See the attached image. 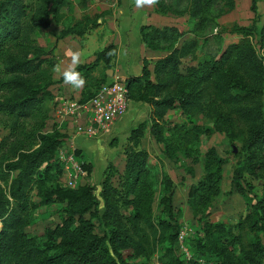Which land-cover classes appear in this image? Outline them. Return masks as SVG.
<instances>
[{"label":"rangeland","instance_id":"1","mask_svg":"<svg viewBox=\"0 0 264 264\" xmlns=\"http://www.w3.org/2000/svg\"><path fill=\"white\" fill-rule=\"evenodd\" d=\"M21 1L25 6L23 23H29L33 17L41 15L40 0ZM125 1L66 0L59 10L57 23L53 22L46 29H35L26 38L21 37L17 41L6 40L4 46L0 47V203H4L5 199L11 203L8 189L11 179L16 174V171L2 172L6 160L14 158L18 151L35 148L39 143L37 137L39 133L52 131L60 133L66 124L62 122L60 125L58 122L59 115L56 113L58 102L69 98L68 95L78 98L74 95L78 89L74 90L72 86L62 84L59 80L61 76L51 71L58 62L57 57L61 55L65 42L66 46L75 49L78 43L80 44L82 62L87 61L91 56L89 54L91 50L94 51L92 53L94 58L96 51L108 44H113L112 59L114 60L118 58L116 44L120 38L122 43H125L123 39L127 36L130 39V45H135L140 23H152L159 16L156 12H152L150 16L152 18L149 21L146 17L149 15L148 6L142 8L145 11L136 12L133 9L135 6L133 0ZM164 1L186 12L179 16L168 13L167 19L162 16L158 21L160 24L161 22L165 24L154 25L159 27L171 25L183 31L177 45L191 38L199 41L198 47L181 59L179 71L183 73V77L179 87L190 88L194 77L198 76L192 68L198 63L219 59L228 44L244 41L254 50L263 68L262 92H259L260 89L253 92L249 104L259 106L264 114V1L255 0L252 3V0H233L234 7L227 10L221 0H213L209 6L210 16H206L200 24L197 17L190 25L187 20L190 0ZM252 4L255 6L254 9L251 8ZM220 9L225 11L217 15ZM83 15H99L97 26L88 29L79 37L72 36L65 39L59 37L61 29L69 27ZM234 24L254 25L255 29L250 35H239L230 32ZM195 25H198V28L191 31ZM33 45L42 47L47 54L41 67L30 74L11 72L9 68L11 63L33 56ZM86 45L89 47L86 48ZM123 45L127 46V44ZM162 52L166 51L162 50ZM162 52L160 55L163 54ZM135 54L132 50L130 61L125 62L123 66L129 68L128 73L140 74L141 64ZM147 64L148 66L151 64L149 60ZM100 70H104L102 62L97 67V72ZM19 79L29 83L30 87L43 89L38 107L26 116L16 115L14 110L7 106L21 96L22 82L16 81ZM46 93L52 94V97ZM133 102L129 100L126 114L122 115L125 121L117 123L113 133L107 140L102 141L100 150L94 149L97 138L82 137L74 142L73 153L76 159L90 166L88 173L80 179V184L96 185L100 188L103 172L107 162H110L116 169V173L109 179L110 183L120 187L119 175L123 172L125 159L123 151L129 144L127 137L133 128L142 123L143 136L139 147L148 152L145 172L134 192L129 195V198L133 199L131 204L120 205V213L124 216L133 215L134 208L137 206L142 209L144 216L154 223H157L159 219L169 220L160 201L164 192L161 177L167 175L172 180L174 219L179 224V233L172 254L181 264H194V261L199 264H222L221 258L216 253L221 247L226 246L233 251L232 255L236 264H241V256L247 251L254 252L252 245L256 241L260 242L264 248V232L256 228L257 226H253L252 222L255 216V203L264 197V171L260 170L259 174L252 175L246 169L249 160L264 159V146L246 147L248 125L240 120L228 105L222 103L208 86L204 89L199 104L191 108L189 112H183L177 107L167 111L162 120L164 141L159 142L149 133L151 123L149 105L144 102L137 104ZM196 127H200V130ZM80 141L84 142V149L89 148L90 157L86 153H81L82 151L76 147ZM63 142L68 145L70 139ZM62 147L63 143L58 146L57 157ZM72 149L73 146L70 147V150ZM210 150L224 159L219 191L201 209L199 206L193 208L188 204V189L204 175V163ZM93 151L94 154H92ZM98 151L101 162L97 157L92 159ZM101 168L103 169L100 170ZM238 172L244 187L243 194L238 192L235 186V177ZM101 173L102 176H99ZM42 177L39 173L37 180L31 184L29 192L31 206L24 215V231L36 241L46 238L47 231L61 223L66 207L65 202L40 203L37 184ZM42 180L47 187L54 182L62 187H69L62 176L60 178V176L49 174ZM84 216L95 223V232L100 233L97 219L92 217L90 212L85 213ZM206 221L220 226L208 227ZM140 226L147 235V242L142 243L145 247L143 251L137 254L134 247H128L120 250L121 254L131 264H167L169 244L167 242L152 244L149 228L142 221ZM233 235L239 238L238 243L232 240ZM134 238L137 239L138 236L135 235Z\"/></svg>","mask_w":264,"mask_h":264},{"label":"trees","instance_id":"2","mask_svg":"<svg viewBox=\"0 0 264 264\" xmlns=\"http://www.w3.org/2000/svg\"><path fill=\"white\" fill-rule=\"evenodd\" d=\"M213 0H190L187 11L188 24L197 17L202 23L206 16H210L209 6ZM227 10L234 7L233 0H221ZM255 0H252V3ZM264 1V0H263ZM66 0H40L39 17H33L29 23L22 22L25 6L21 0H0V47L6 40L17 41L21 37H28L35 29H46L53 22L59 20V10ZM254 9V4L251 5ZM155 12L166 15H182L186 11L178 10L167 4L164 0L154 6ZM225 10L220 9L217 15ZM204 13V15H202ZM99 15H83L69 27L60 31L59 37L65 35L81 36L88 29L98 24ZM198 25L191 30L194 31ZM255 26H241L234 24L230 32L239 35H250ZM140 40L152 50H165L167 53L152 63L150 68L147 59H142V68L139 75H129L126 78L128 98L134 102H144L149 105L150 126L149 133L156 141L163 142L162 120L167 111L180 108L189 112L197 106L202 98L205 88L210 87L217 98L231 108L240 120L248 125L246 147L264 146V114L261 108L250 105L249 100L253 92L260 89L262 92L263 68L254 50L246 43H230L223 50L219 59H212L198 63L192 69L198 74L195 76L189 89L179 87L183 73L179 71L181 59L198 47L199 41L191 38L177 45L183 35L177 27L153 24L139 26ZM33 56L14 61L9 65L11 72L30 74L38 70L46 60V52L38 45L32 46ZM113 44L104 46L95 53V59L89 63H80L77 71L86 79L81 89L80 101L91 98L96 90L106 80V69L111 65ZM100 62L104 70L97 72ZM61 81L62 77L59 79ZM22 82L20 79L16 80ZM204 84V85H203ZM21 96L8 104L16 115H30L38 107L40 94L43 89L30 87L29 83L20 85ZM49 97L52 94L46 93ZM195 128V127H194ZM200 130V127H196ZM143 136L142 123L130 131L127 137L129 144L124 148V167L120 176V187L110 183V177L116 169L107 162L103 172L100 188L96 185L78 184L74 187H62L54 182L50 186L44 184L42 178L49 174L62 176L63 165L56 155L58 146L63 143L65 133L42 132L37 135L39 143L35 148L24 149L15 153L14 158L6 160L5 173L16 171L11 179L8 196L11 203L5 199L0 203V264H131L121 254L120 250L134 247L137 254L145 248L142 243L147 242L146 233L140 226V221L149 228L152 244L167 242V264H181L173 257L174 246L179 233V224L174 219L172 204V180L162 175L161 182L164 187L160 199L169 220L159 219L152 222L144 216L142 209L134 208L133 215L124 216L120 213V205H129V195L135 190L145 172L148 152L140 148ZM81 151V149L78 148ZM224 159L215 151L210 150L204 163V175L188 189V204L193 208L208 204L210 199L219 191L222 178V165ZM83 170L88 173L89 165ZM246 169L250 174H259L264 171V159L249 160ZM43 177L38 181V196L40 203L65 202V212L61 223L47 231V237L36 241L24 231L25 212L31 206L29 192L31 184L37 180L38 174ZM239 172L235 177V186L240 193H244ZM12 204V205H11ZM102 205V207H100ZM199 209V210H200ZM255 216L253 226L264 232V197L258 199L254 207ZM90 212L100 226L101 232H95V223L84 216ZM208 227L220 226L206 221ZM212 234V233H211ZM135 235L138 236L135 239ZM150 238V236H149ZM239 238L233 235V241L238 243ZM252 250L244 252L241 264H264V248L256 241ZM233 251L228 246L221 247L216 255L221 258L222 264H236ZM194 264H199L194 261Z\"/></svg>","mask_w":264,"mask_h":264},{"label":"built area","instance_id":"3","mask_svg":"<svg viewBox=\"0 0 264 264\" xmlns=\"http://www.w3.org/2000/svg\"><path fill=\"white\" fill-rule=\"evenodd\" d=\"M128 103L126 80L119 75H114L111 81L101 85L86 101L69 97L58 102L56 106L58 122L60 125L62 122L66 124L61 130L65 133L63 140L70 139L69 144L63 142L62 149L58 151V159L64 169L62 177L67 186L74 187L80 184V179L86 175L81 162L73 153L76 137L93 139L108 132L113 122L126 113ZM72 146L73 149L70 150Z\"/></svg>","mask_w":264,"mask_h":264},{"label":"crops","instance_id":"4","mask_svg":"<svg viewBox=\"0 0 264 264\" xmlns=\"http://www.w3.org/2000/svg\"><path fill=\"white\" fill-rule=\"evenodd\" d=\"M125 1V0H124ZM130 1V0H129ZM134 1V0H133ZM125 2H127L128 3V1H125ZM126 3V4H127ZM125 4V3H124ZM136 12H140V11H145L144 9H142V8H137L136 6H134V8H133ZM149 15H147L148 13L146 12V17H147V19L149 20V21H151V18L152 17H150L151 16V13L152 12H155V10H154V6H152V7H149ZM157 13V12H156ZM159 16L157 17V18H155L154 20H153V22L152 23H140V25H142V24H157V25H162V24H165L164 22H161V24H160V22H158L159 20H161V18H162V16L164 17V19H167V17H166V15H163V14H159V13H157ZM140 17H142V16H140ZM139 17V18H140ZM156 22V23H155ZM139 25V26H140ZM156 25V26H157ZM125 26H128V25H125ZM139 26H138V30H139ZM138 33H139V31H138ZM136 35H137V32H136ZM72 36H77V37H79L78 35H72V34H69V35H65L63 38L65 39V38H67V37H72ZM135 40V36H134V38H132V40ZM133 40V41H134ZM137 40V39H136ZM123 42H125V43H122V39L120 38L119 39V41H118V43L116 44L117 45V47H116V50H117V54H118V58L117 59H112V61H111V65H110V67L108 68V69H106V80L107 81H111L112 79H113V76L114 75H119V76H121V78L122 79H125L126 80V78L129 76V75H139V74H131L130 72L128 73L127 71H128V67L126 68V67H124L123 66V64L125 63V62H129L130 61V57H131V55H130V53L132 52V50H133V52H135L136 54V59L138 60V61H140V64H141V68H142V59L143 58H145V59H147V60H149V62L151 63V64H149V67L151 68L152 67V63L155 61V60H157L158 58H160V57H162L164 54H166L167 52H162V50H152V49H150V48H148L146 45H144V43H142L141 42V40H140V36H139V34H138V40H137V43L135 44V45H130V39H129V37H127V36H124V39H123ZM123 44H127V46L126 45H123ZM66 47V48H65ZM89 47V45H86V48H88ZM65 48V49H64ZM126 48V50H123V49H125ZM134 48H135V50H134ZM69 49H71V50H73V51H79L80 53H81V46H80V44L78 43V47H77V49H75V48H73V47H70V46H66V42H65V46H63V49H62V53H61V55L59 54V56L57 57L58 59V62H57V64H60L61 66H67L69 63H70V60H71V58L69 57V56H67L66 55V53L68 52V50ZM97 52V51H96ZM161 52L163 53L162 55H160L161 54ZM92 53H94V51L93 50H91L90 51V57L87 59V61H83L82 62V58H81V63H89V62H91V61H93L94 59H95V57L93 58L92 57ZM119 56H120V58H119ZM88 57V56H87ZM121 58H123V59H121ZM90 60V61H89ZM116 61V62H115ZM127 63H126V65H127ZM56 64V65H57ZM55 66V65H54ZM54 66L52 67V69L54 68ZM51 69V71L52 72H54L53 70ZM56 73V72H55ZM57 75L58 76H60V74L59 73H57ZM62 82V84H64L63 83V81H61ZM71 86V85H70ZM75 90V89H74ZM80 92H81V89H78L77 90V93H75L74 95L76 96V97H78L79 98V96H80ZM68 97H71L70 95H68ZM133 103H141V102H133ZM126 114V113H125ZM123 117V116H122ZM122 117H120V118H118L116 121H114L113 122V124L111 125V127H110V129L108 130V132H106V133H104V134H102L100 137H96L97 139H95L96 141H95V143H96V145H95V147H94V149L95 150H100V147H102V141L103 140H107V138H108V136L111 134V133H113V130H114V128H115V126L117 125V123H119V122H121V121H125V119H123ZM65 124V123H64ZM77 139L75 140V141H78V139L79 138H82L81 136H78V137H76ZM74 141V142H75ZM78 146H76V147H78L79 149H81V153H86L87 155L88 154H90V153H88L89 152V148L87 149H84L83 148V146H84V142H81L80 141V143L79 144H77ZM92 154H94V151L92 152ZM89 157H90V155H88ZM95 157H97V159L99 160L100 159V153H99V151H98V153L95 155V156H92V159H94ZM100 161V160H99ZM101 162V161H100ZM104 167H105V165H103ZM103 167V168H104ZM103 168H101L100 170H102ZM93 169H95V167H93ZM99 176H102V173L99 175Z\"/></svg>","mask_w":264,"mask_h":264},{"label":"clouds","instance_id":"5","mask_svg":"<svg viewBox=\"0 0 264 264\" xmlns=\"http://www.w3.org/2000/svg\"><path fill=\"white\" fill-rule=\"evenodd\" d=\"M134 3L137 8H144L145 6H155L159 0H134ZM66 55L71 58L70 63L67 66L57 64L52 70L60 74L64 84L71 85L74 89H82L86 84V79L77 71L81 63V53L69 49Z\"/></svg>","mask_w":264,"mask_h":264}]
</instances>
